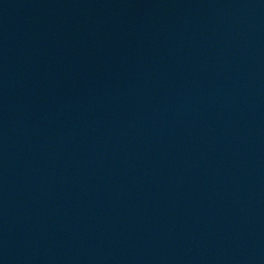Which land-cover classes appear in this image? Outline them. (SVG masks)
<instances>
[{
    "label": "water",
    "instance_id": "water-1",
    "mask_svg": "<svg viewBox=\"0 0 264 264\" xmlns=\"http://www.w3.org/2000/svg\"><path fill=\"white\" fill-rule=\"evenodd\" d=\"M0 264H264V0H0Z\"/></svg>",
    "mask_w": 264,
    "mask_h": 264
}]
</instances>
